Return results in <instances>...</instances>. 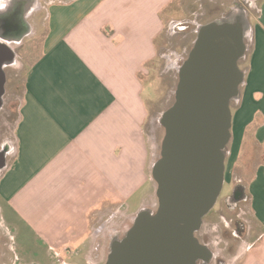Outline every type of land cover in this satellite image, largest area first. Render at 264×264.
Masks as SVG:
<instances>
[{"label":"crops","instance_id":"obj_1","mask_svg":"<svg viewBox=\"0 0 264 264\" xmlns=\"http://www.w3.org/2000/svg\"><path fill=\"white\" fill-rule=\"evenodd\" d=\"M175 1L47 4L40 54L24 79L10 160L0 175V227L9 242L0 263L105 264L113 244L122 240L119 221L140 212L129 211L127 202L150 181L153 167L138 75L158 56L156 43ZM252 1L258 2L257 22L250 27L236 105L229 102L227 145L231 167L246 180L238 183L244 188L241 202L263 230L264 0L242 2ZM22 233L43 247L29 244L31 253L24 256L15 246ZM241 261L264 264V232L258 244L246 246Z\"/></svg>","mask_w":264,"mask_h":264},{"label":"water","instance_id":"obj_2","mask_svg":"<svg viewBox=\"0 0 264 264\" xmlns=\"http://www.w3.org/2000/svg\"><path fill=\"white\" fill-rule=\"evenodd\" d=\"M249 26L211 22L199 29L188 59L178 69L173 106L162 114L170 136L162 141L161 160L152 169L158 184V211L130 228L113 244L105 264H194L209 253L194 234L214 207L223 185L224 154L230 138L229 102L238 97L242 73L243 30ZM12 49L0 43V108L4 64ZM8 150H0V171ZM238 197L234 196V202Z\"/></svg>","mask_w":264,"mask_h":264},{"label":"rangeland","instance_id":"obj_3","mask_svg":"<svg viewBox=\"0 0 264 264\" xmlns=\"http://www.w3.org/2000/svg\"><path fill=\"white\" fill-rule=\"evenodd\" d=\"M50 1L52 0L37 1L38 12L31 14L28 19V25L31 29L29 35L19 47H15L14 45L10 47L14 52L15 58L13 63L5 70V91L2 96V106L0 108V147L6 142L8 144L7 150L11 146L12 128L18 116V107L24 87V79L29 67L40 54L42 35H39V28L43 24L45 7ZM242 1L176 0L170 7L173 15L170 18H165L164 31L158 40L156 38L158 42L156 43L158 56L156 55L153 62L143 67L144 69L138 75V78L143 84L144 99L147 104L148 118L144 124V134L148 148L145 145L144 147L145 151L147 148L146 155L149 151L148 158L151 160V163H154L161 155V146L165 132L161 123L162 114L175 102V91L179 78L178 69L186 59L190 49L192 48L193 50L197 39L196 30L198 26L209 23L214 19L222 24L237 20L238 14L245 10L243 7L245 2ZM252 2L251 7L248 4L244 5L249 11L245 13L247 14V25L249 28L255 24V19L258 16V2ZM234 8L238 9V11L234 12ZM250 34V31H248L246 38L243 36L244 50L237 61L238 70L242 72V75L247 65L251 46ZM242 83L241 81L238 86V94ZM237 99L238 97L232 99L230 105L235 106ZM228 151L229 148L226 145L222 151L224 154L223 163L226 177H223L221 192L216 204L203 217L200 228L195 232V237L209 253V258L203 264H241L242 254L246 246L258 244L264 232V228L262 230L256 225L257 223L253 220L252 212L246 203L240 202L235 206L228 204L229 197H233V187L239 182L244 184L246 181L243 180L244 173L242 170L231 167ZM9 160L10 158L7 156L6 162L8 163ZM148 172L150 181L144 183L139 191L132 195L127 202L129 211L135 213L136 211L147 210V208L157 205V184L152 177L151 165ZM1 173L2 171H0V175ZM134 221L133 215H124L119 221L117 228L122 227V238L133 226ZM111 222L114 223V220ZM4 231L0 227V256L9 253L7 247L9 242L4 238ZM109 231L105 243L106 254L109 253ZM29 244L43 247L41 240L24 233L20 235L15 246L18 252H22L27 257L31 253ZM4 260H6V257L0 258V261ZM197 264H202V260H198Z\"/></svg>","mask_w":264,"mask_h":264},{"label":"flooded vegetation","instance_id":"obj_4","mask_svg":"<svg viewBox=\"0 0 264 264\" xmlns=\"http://www.w3.org/2000/svg\"><path fill=\"white\" fill-rule=\"evenodd\" d=\"M37 1L38 0H0V43L1 44H5L9 47H11L12 45H14L15 47H19L22 44L23 40L30 33V26L28 25V19H29L31 14L38 12ZM246 4H248L249 7H251V2H245V4H243V7L245 8L246 12L248 13L249 12L248 9H246V7L244 6ZM236 19L237 20L230 21V22L226 23L225 25H236V26L242 28L246 25L247 14H245V11H241V13L238 14ZM216 21H218V20H216ZM203 26H205V25H203ZM203 26H201V27H203ZM201 27L198 28L197 32L199 31V29ZM197 32H196V36H198ZM242 34H244L243 36H244V38H246V36L248 34V30L244 29ZM191 50H192V48L190 49L186 59L183 61V63L179 67V69L183 66V64L188 59V56H189ZM7 67H8V65H6V64H4L2 66V71H3L4 76H5V83H6V72H5V70ZM4 89H5V84H4ZM176 91H177V88H176ZM176 91H175V93H176ZM171 107H169L166 111H168ZM163 127H164V131H165L164 137H163V139H164L166 136H170L172 130H171V127L169 126L168 121H167L166 125H163ZM7 145L8 144H6V142H4L1 145L0 150L1 149L6 150L8 148ZM161 151H162V146H161ZM160 160H161V155L156 161H154L153 167L156 166V164H158ZM153 167H152V169H153ZM224 175H225V173H223V177H224ZM156 184H157V182H156ZM157 191H158V184H157V189H156V196H157ZM232 196L233 197H229V199H228L229 200L228 204H230L232 206H235L238 202L243 201L245 195H244V188L241 184H236L234 186ZM234 196L238 197L237 202H234ZM158 207H159V201H158V196H157V205L151 206V208H147V210L146 209L141 210L139 212V214L137 215V217L135 218V221H134V224L132 227H134L138 222H140V220H143L149 216H153L158 211ZM194 236H195V234H194ZM197 241H198V239H197ZM116 243H118V242H116ZM198 243L200 245H202L199 241H198ZM198 260L199 261L202 260V264L206 262V261L203 262V259H198ZM198 260L194 264H197Z\"/></svg>","mask_w":264,"mask_h":264}]
</instances>
